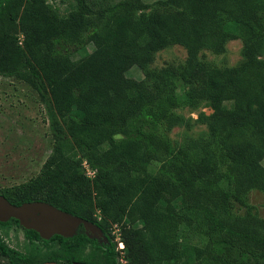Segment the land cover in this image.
Wrapping results in <instances>:
<instances>
[{
    "label": "trees",
    "instance_id": "trees-1",
    "mask_svg": "<svg viewBox=\"0 0 264 264\" xmlns=\"http://www.w3.org/2000/svg\"><path fill=\"white\" fill-rule=\"evenodd\" d=\"M74 1L63 13L50 0H0V74L38 92L54 140L39 175L0 193L80 216L107 241L83 225L51 239L23 227L61 241L23 264H122V252L129 264H264V216L248 200L264 192V0H161L174 9L153 11L146 0ZM234 38L244 40L241 64L199 60ZM173 44L186 48L185 66L150 70ZM133 65L146 77L128 76ZM202 99L211 139L177 145V109ZM9 223L0 221V248Z\"/></svg>",
    "mask_w": 264,
    "mask_h": 264
},
{
    "label": "rangeland",
    "instance_id": "rangeland-1",
    "mask_svg": "<svg viewBox=\"0 0 264 264\" xmlns=\"http://www.w3.org/2000/svg\"><path fill=\"white\" fill-rule=\"evenodd\" d=\"M50 2H54L63 13L75 4L74 0H50ZM146 2L149 3L151 11L170 10L175 7L165 5L161 0H146ZM259 18L264 21V13H259ZM88 49L92 51L94 48L88 45ZM259 55L264 59V51ZM198 56L199 60L209 67L237 66L247 58L242 38L230 39L223 52L205 49ZM187 59L186 48L180 44H173L156 52L148 68L152 71L167 67L181 69ZM127 73L128 76L135 78L146 77L138 65H133ZM152 83L153 80L147 79L151 91H153ZM177 111L184 116V119L169 131L170 137L177 145L186 146L192 139H211L209 121L200 118L202 112L209 115L213 111L208 99H202L194 106L181 107ZM53 143L47 111L38 92L23 80L0 74V187L22 184L39 175L44 162L52 153ZM261 163L264 166V158ZM83 166L89 168L88 163ZM248 200L254 205L255 211L260 216H264V192L253 190L248 194ZM96 213L98 214L97 211ZM21 232L18 231L17 234H22ZM111 234L117 243V250L120 251L119 243L123 241L120 226L113 225ZM8 239L11 243V234ZM193 241L198 242L200 238L196 239L194 236ZM13 244H15L14 240ZM125 248L121 251H125ZM123 254L125 255V252L118 254L119 262Z\"/></svg>",
    "mask_w": 264,
    "mask_h": 264
},
{
    "label": "water",
    "instance_id": "water-1",
    "mask_svg": "<svg viewBox=\"0 0 264 264\" xmlns=\"http://www.w3.org/2000/svg\"><path fill=\"white\" fill-rule=\"evenodd\" d=\"M11 217L19 219L24 227L36 230L46 239H50L56 234L65 237L73 236L81 225L92 237H106L97 224L64 211L48 202L32 201L14 205L0 194V220L7 221ZM42 264L58 263L48 261Z\"/></svg>",
    "mask_w": 264,
    "mask_h": 264
},
{
    "label": "flooded vegetation",
    "instance_id": "flooded-vegetation-1",
    "mask_svg": "<svg viewBox=\"0 0 264 264\" xmlns=\"http://www.w3.org/2000/svg\"><path fill=\"white\" fill-rule=\"evenodd\" d=\"M4 188L6 187H0V190ZM0 194L5 196L12 204L17 205L15 201L16 200L15 195L8 194L7 196V194H4L2 192ZM13 218L14 217H11L7 221L0 220L1 222H10L6 226H4V229H2L3 234H2V241H1L2 247L0 248V264H23L24 263L23 257L29 255L32 252H34L35 254H39V253L45 254L49 248L57 250L58 248L61 247L60 240H54V241L52 240L49 242H45L44 240H41L35 235H28L25 232L23 228L24 226L21 224V221L19 219H18L19 224H17L15 221H10ZM12 230H14L15 232L12 233L11 232ZM18 231H22L21 232L22 234H17ZM10 234L12 238L11 243H10V240L8 239V236ZM42 238L46 239L44 237ZM13 240L15 241V244H13ZM99 240L107 241V238L100 237ZM57 258L58 257L56 255V259ZM59 259L62 263H59L58 261H55V260H51V261L57 262L58 264L68 263V260L65 258H62V256ZM44 262H48V261H44ZM44 262H41L39 264H42ZM71 262L72 264H88L82 261H77L75 259H71Z\"/></svg>",
    "mask_w": 264,
    "mask_h": 264
},
{
    "label": "built area",
    "instance_id": "built-area-1",
    "mask_svg": "<svg viewBox=\"0 0 264 264\" xmlns=\"http://www.w3.org/2000/svg\"><path fill=\"white\" fill-rule=\"evenodd\" d=\"M86 164H87V163H86ZM88 172H89L90 174H92V172H90V171H88ZM119 245H120L121 250H123V249L125 248V244H124L123 241H120ZM121 250H120V251H121ZM122 257H123V258H122L121 262H122L123 264H124V262H126L127 264H129L128 261L124 258L123 255H122ZM124 259H125L126 261H125Z\"/></svg>",
    "mask_w": 264,
    "mask_h": 264
}]
</instances>
